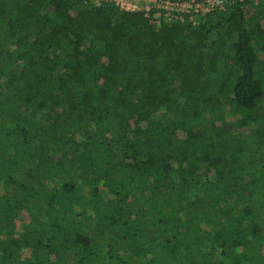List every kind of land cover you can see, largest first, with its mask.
Returning a JSON list of instances; mask_svg holds the SVG:
<instances>
[{
  "label": "trees",
  "instance_id": "1",
  "mask_svg": "<svg viewBox=\"0 0 264 264\" xmlns=\"http://www.w3.org/2000/svg\"><path fill=\"white\" fill-rule=\"evenodd\" d=\"M0 264H264V0H0Z\"/></svg>",
  "mask_w": 264,
  "mask_h": 264
},
{
  "label": "built area",
  "instance_id": "2",
  "mask_svg": "<svg viewBox=\"0 0 264 264\" xmlns=\"http://www.w3.org/2000/svg\"><path fill=\"white\" fill-rule=\"evenodd\" d=\"M95 5L102 2L114 3L128 13H141L152 17L157 24L184 23L186 20L197 24L198 19L214 11H224L233 1L245 0H83Z\"/></svg>",
  "mask_w": 264,
  "mask_h": 264
}]
</instances>
